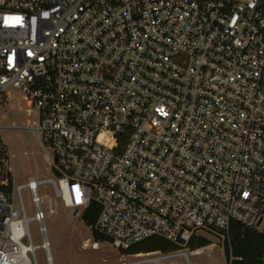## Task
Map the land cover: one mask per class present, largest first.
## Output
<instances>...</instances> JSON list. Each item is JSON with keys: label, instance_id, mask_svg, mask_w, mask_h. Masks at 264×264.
<instances>
[{"label": "built area", "instance_id": "1", "mask_svg": "<svg viewBox=\"0 0 264 264\" xmlns=\"http://www.w3.org/2000/svg\"><path fill=\"white\" fill-rule=\"evenodd\" d=\"M12 88L34 118L0 121V264H37L31 221L54 264L41 183L82 219L99 206L107 239L85 248L178 245L118 264H194L200 231L264 230V0H0L1 107ZM5 130L35 133L52 176L17 183Z\"/></svg>", "mask_w": 264, "mask_h": 264}, {"label": "rangeland", "instance_id": "2", "mask_svg": "<svg viewBox=\"0 0 264 264\" xmlns=\"http://www.w3.org/2000/svg\"><path fill=\"white\" fill-rule=\"evenodd\" d=\"M9 91L12 97L5 98L3 107L0 106V121L4 125L32 123L34 117L27 114V102L24 96L16 89L12 88ZM3 136L11 152L14 153L11 167L17 183H25L31 176L38 179L52 176L46 153L35 133L30 130H5ZM102 140L108 142L106 138ZM26 150L30 152L29 155L24 154ZM37 191L46 214L45 225L54 264H118L122 261L138 259L136 254L122 253L121 250L110 245H103L99 249L85 248L83 243L86 238L89 236L95 239V237L81 215L72 218L69 207L65 205L63 199L55 195L51 184L41 183ZM22 198L28 214L33 215L34 208L28 188L22 191ZM29 231L33 245L38 246L35 249L37 264H48L46 252L40 246L42 237L36 221L30 222ZM198 235L208 238L211 243L195 250L188 248L191 262L194 264L228 262L225 256L226 236L210 231H200ZM176 263L181 264L182 259H176Z\"/></svg>", "mask_w": 264, "mask_h": 264}, {"label": "trees", "instance_id": "3", "mask_svg": "<svg viewBox=\"0 0 264 264\" xmlns=\"http://www.w3.org/2000/svg\"><path fill=\"white\" fill-rule=\"evenodd\" d=\"M99 213V206L93 205L83 215V220L86 225H93ZM82 217V216H81ZM95 239L106 240L107 238L94 231ZM211 241L201 235L195 234L188 242V248L195 250L209 245ZM178 248L175 243L160 237L151 236L143 239L127 249H121L122 253L138 254L151 251L168 252ZM225 256L227 263L231 264H264V230L253 226H247L237 220L231 221L228 238L225 245Z\"/></svg>", "mask_w": 264, "mask_h": 264}, {"label": "bare ground", "instance_id": "4", "mask_svg": "<svg viewBox=\"0 0 264 264\" xmlns=\"http://www.w3.org/2000/svg\"><path fill=\"white\" fill-rule=\"evenodd\" d=\"M69 209H70V211L72 213V218H74L77 215H79V216L82 215V213L80 212V210L78 208H76V207L69 206Z\"/></svg>", "mask_w": 264, "mask_h": 264}]
</instances>
